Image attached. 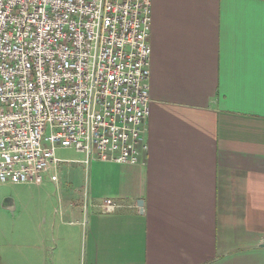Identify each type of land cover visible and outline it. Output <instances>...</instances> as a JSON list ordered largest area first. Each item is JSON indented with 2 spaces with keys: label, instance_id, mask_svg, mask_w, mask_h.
Wrapping results in <instances>:
<instances>
[{
  "label": "crops",
  "instance_id": "crops-1",
  "mask_svg": "<svg viewBox=\"0 0 264 264\" xmlns=\"http://www.w3.org/2000/svg\"><path fill=\"white\" fill-rule=\"evenodd\" d=\"M149 43L145 164L89 163L80 254L0 207V264H264V0H151Z\"/></svg>",
  "mask_w": 264,
  "mask_h": 264
},
{
  "label": "built area",
  "instance_id": "built-area-1",
  "mask_svg": "<svg viewBox=\"0 0 264 264\" xmlns=\"http://www.w3.org/2000/svg\"><path fill=\"white\" fill-rule=\"evenodd\" d=\"M150 29L151 0H0V184H40L57 149L145 164Z\"/></svg>",
  "mask_w": 264,
  "mask_h": 264
},
{
  "label": "rangeland",
  "instance_id": "rangeland-1",
  "mask_svg": "<svg viewBox=\"0 0 264 264\" xmlns=\"http://www.w3.org/2000/svg\"><path fill=\"white\" fill-rule=\"evenodd\" d=\"M55 157L62 161L69 160V162L78 160L80 157L84 159V156L68 148L57 149ZM88 166L89 164L85 166L77 163L67 165L60 163L58 168L44 174L40 184L32 182L0 184V207L3 208L4 199L9 198L13 201V208L16 209L11 214H15L17 220L26 224L38 222L44 228L49 226L54 217H60L59 214L67 209V214L61 215V218L65 221L66 230L72 233L71 245L76 253L80 254L83 250L85 235L83 214L85 204L87 205V202H84V193L88 192L90 173L87 169ZM46 236V242L42 248L44 255H56L57 241H50L49 233ZM54 237L57 239L56 230ZM40 238L41 236L38 234V239Z\"/></svg>",
  "mask_w": 264,
  "mask_h": 264
},
{
  "label": "water",
  "instance_id": "water-1",
  "mask_svg": "<svg viewBox=\"0 0 264 264\" xmlns=\"http://www.w3.org/2000/svg\"><path fill=\"white\" fill-rule=\"evenodd\" d=\"M137 206L141 209L142 202L138 201ZM2 207L6 210H12L13 209V201L9 198L4 199ZM264 248V246H261Z\"/></svg>",
  "mask_w": 264,
  "mask_h": 264
}]
</instances>
